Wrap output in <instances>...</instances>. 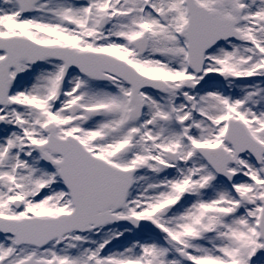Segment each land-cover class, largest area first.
Returning <instances> with one entry per match:
<instances>
[{"label": "snow or ice", "instance_id": "6c2138e0", "mask_svg": "<svg viewBox=\"0 0 264 264\" xmlns=\"http://www.w3.org/2000/svg\"><path fill=\"white\" fill-rule=\"evenodd\" d=\"M0 264H264V0H0Z\"/></svg>", "mask_w": 264, "mask_h": 264}]
</instances>
